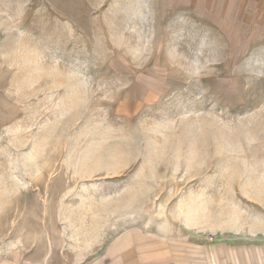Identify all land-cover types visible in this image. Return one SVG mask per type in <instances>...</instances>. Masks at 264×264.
<instances>
[{
  "label": "rangeland",
  "instance_id": "1",
  "mask_svg": "<svg viewBox=\"0 0 264 264\" xmlns=\"http://www.w3.org/2000/svg\"><path fill=\"white\" fill-rule=\"evenodd\" d=\"M0 264H264V0H0Z\"/></svg>",
  "mask_w": 264,
  "mask_h": 264
}]
</instances>
